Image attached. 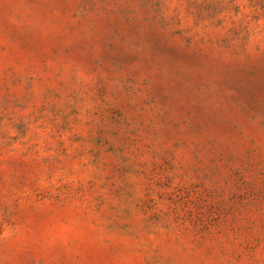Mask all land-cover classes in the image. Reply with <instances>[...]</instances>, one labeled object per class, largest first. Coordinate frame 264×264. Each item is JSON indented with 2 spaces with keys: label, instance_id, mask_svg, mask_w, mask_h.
<instances>
[{
  "label": "rangeland",
  "instance_id": "obj_1",
  "mask_svg": "<svg viewBox=\"0 0 264 264\" xmlns=\"http://www.w3.org/2000/svg\"><path fill=\"white\" fill-rule=\"evenodd\" d=\"M0 264H264V0H0Z\"/></svg>",
  "mask_w": 264,
  "mask_h": 264
}]
</instances>
